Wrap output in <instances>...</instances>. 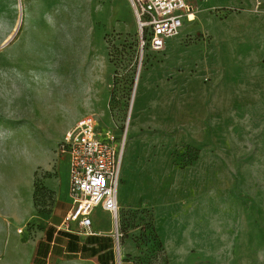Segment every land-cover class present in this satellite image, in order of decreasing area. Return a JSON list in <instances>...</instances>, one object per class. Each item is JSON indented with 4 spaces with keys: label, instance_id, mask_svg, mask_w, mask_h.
Listing matches in <instances>:
<instances>
[{
    "label": "rangeland",
    "instance_id": "rangeland-1",
    "mask_svg": "<svg viewBox=\"0 0 264 264\" xmlns=\"http://www.w3.org/2000/svg\"><path fill=\"white\" fill-rule=\"evenodd\" d=\"M191 7L140 59L127 0H0V264L50 222L82 117L123 144L117 230L91 215L113 264H264V4Z\"/></svg>",
    "mask_w": 264,
    "mask_h": 264
},
{
    "label": "built area",
    "instance_id": "built-area-1",
    "mask_svg": "<svg viewBox=\"0 0 264 264\" xmlns=\"http://www.w3.org/2000/svg\"><path fill=\"white\" fill-rule=\"evenodd\" d=\"M135 23L137 52L161 53L166 42L178 36L191 7L185 0H127ZM59 156L69 164L70 209L64 224L74 223L79 233L91 235V215L96 208L107 212L117 230L118 188L123 144L107 132H98L91 117L76 121L65 132ZM120 235L116 232V240Z\"/></svg>",
    "mask_w": 264,
    "mask_h": 264
},
{
    "label": "crops",
    "instance_id": "crops-1",
    "mask_svg": "<svg viewBox=\"0 0 264 264\" xmlns=\"http://www.w3.org/2000/svg\"><path fill=\"white\" fill-rule=\"evenodd\" d=\"M185 2L190 7L196 4H210L215 5L216 8H222L233 4V0H185ZM240 3H246L251 8H256L262 6L264 0H240ZM195 15L191 13L188 17L189 21L186 17L183 19L178 36L185 29L188 30L187 26L195 20ZM257 19H260V17ZM197 27L199 26L195 24V28ZM219 34L226 35L228 32L221 31ZM178 36L168 40L165 49L171 46L170 42L172 40H175L176 44ZM45 188L54 198L52 211L49 215L50 222H46L41 231V238L36 243L19 247L20 251L15 250V260L11 264H113L117 248L114 237L111 235L110 224L105 228H91V235L79 233L74 223L64 224V218L70 209L71 203L69 164L66 156H59V162L56 164V174L46 180ZM129 203L131 202L129 201ZM120 204L118 196V207ZM95 210L105 213L109 219L110 215L107 212L100 208L94 209L93 212H96ZM128 250L126 247L119 249V257H125Z\"/></svg>",
    "mask_w": 264,
    "mask_h": 264
},
{
    "label": "bare ground",
    "instance_id": "bare-ground-1",
    "mask_svg": "<svg viewBox=\"0 0 264 264\" xmlns=\"http://www.w3.org/2000/svg\"><path fill=\"white\" fill-rule=\"evenodd\" d=\"M191 13H192L191 11L188 12V14H187V16H186L187 19H188V17L191 15ZM187 21H189V19H188ZM125 138H126V136H125ZM132 188H133V187H132ZM126 193H127V191H126ZM126 199H127V198H126ZM122 206H123V205H122Z\"/></svg>",
    "mask_w": 264,
    "mask_h": 264
},
{
    "label": "trees",
    "instance_id": "trees-1",
    "mask_svg": "<svg viewBox=\"0 0 264 264\" xmlns=\"http://www.w3.org/2000/svg\"><path fill=\"white\" fill-rule=\"evenodd\" d=\"M118 218H119V216H118ZM39 245H40V243L38 244V247H39Z\"/></svg>",
    "mask_w": 264,
    "mask_h": 264
},
{
    "label": "water",
    "instance_id": "water-1",
    "mask_svg": "<svg viewBox=\"0 0 264 264\" xmlns=\"http://www.w3.org/2000/svg\"><path fill=\"white\" fill-rule=\"evenodd\" d=\"M21 14V13H20Z\"/></svg>",
    "mask_w": 264,
    "mask_h": 264
}]
</instances>
